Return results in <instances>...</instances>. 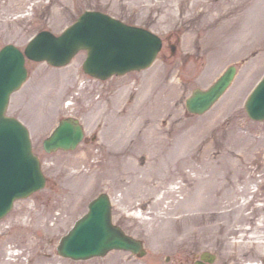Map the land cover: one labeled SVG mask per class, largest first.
I'll use <instances>...</instances> for the list:
<instances>
[{
    "label": "rangeland",
    "instance_id": "rangeland-1",
    "mask_svg": "<svg viewBox=\"0 0 264 264\" xmlns=\"http://www.w3.org/2000/svg\"><path fill=\"white\" fill-rule=\"evenodd\" d=\"M88 9L156 32L163 48L151 67L107 80L84 72V50L61 67L27 61L7 114L28 127L47 181L0 219V264H193L204 251L217 255L212 264H264V121L245 109L264 76V0H0V49H24L41 30L60 34ZM230 65L237 74L223 97L189 113L192 91ZM69 116L84 124V140L46 151L44 139ZM103 192L145 256L59 254Z\"/></svg>",
    "mask_w": 264,
    "mask_h": 264
},
{
    "label": "water",
    "instance_id": "water-1",
    "mask_svg": "<svg viewBox=\"0 0 264 264\" xmlns=\"http://www.w3.org/2000/svg\"><path fill=\"white\" fill-rule=\"evenodd\" d=\"M162 44V39L146 28L126 24L101 11L87 10L59 36L43 30L24 52L13 44L0 50V218L17 198L29 196L46 183L27 128L6 115L11 94L27 78L26 56L62 66L78 51L86 49L84 70L94 77L107 79L114 74L149 67ZM235 74L236 67L230 66L208 89H195L187 99L188 110L200 114L212 107ZM246 110L252 119L264 120V78L247 99ZM83 137L84 128L78 119L63 118L44 140V147L50 152L75 149ZM143 246L141 240L113 223L110 198L102 193L90 202L89 211L61 238L58 252L77 260L104 256L113 249L130 250L142 256L146 253ZM215 259V254L204 252L194 264H209Z\"/></svg>",
    "mask_w": 264,
    "mask_h": 264
},
{
    "label": "bare ground",
    "instance_id": "bare-ground-1",
    "mask_svg": "<svg viewBox=\"0 0 264 264\" xmlns=\"http://www.w3.org/2000/svg\"><path fill=\"white\" fill-rule=\"evenodd\" d=\"M82 87L84 88L85 85H83ZM28 220H29V216L25 217V221H28ZM238 243L240 245V251L242 252L243 256L248 255V254H251V252H249L248 250H246V249H248V248H246V245H248V244H245V242H243V241H239ZM259 244H261V243H259ZM243 246H245V247H243ZM229 261H230V257H229ZM244 261H246V260L245 259H242V258H239V257H235V263L236 264H243ZM246 264H251V262H246Z\"/></svg>",
    "mask_w": 264,
    "mask_h": 264
}]
</instances>
